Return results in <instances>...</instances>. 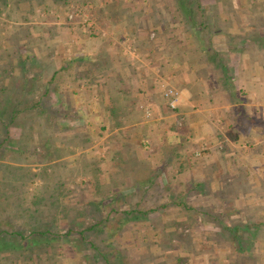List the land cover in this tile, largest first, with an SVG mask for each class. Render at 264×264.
Masks as SVG:
<instances>
[{
    "label": "crops",
    "instance_id": "0c3cea01",
    "mask_svg": "<svg viewBox=\"0 0 264 264\" xmlns=\"http://www.w3.org/2000/svg\"><path fill=\"white\" fill-rule=\"evenodd\" d=\"M116 6L129 15L112 18L111 1L100 8L107 22L100 26H107L111 36L62 24L50 37L51 46L42 48L46 66L39 72L38 98L56 99L63 108L57 122L80 126L58 133L59 142L74 141L69 150L57 147L65 154L59 160L88 170L91 186L94 172H102L98 185L103 193L97 201L113 194L124 197L142 185L162 187L169 196L182 185L193 197L198 189L206 204L224 201L223 206L229 204L225 208L201 213L202 234L222 235L214 245L228 249L218 264H238L239 257L252 264L256 260L247 233L245 249L232 235L248 217L264 221V10L257 14L252 3L234 1L230 20L213 19L228 21L230 27L203 23L181 38L172 24L162 29L165 19L145 17L148 7L134 2ZM221 7L218 3L227 16ZM18 73L20 89L36 77L26 70ZM168 87L179 93L174 111L163 96ZM179 176L185 180L171 182ZM199 243L194 252L176 254L172 264H211L202 244L210 240ZM218 258L215 253L210 259L217 263Z\"/></svg>",
    "mask_w": 264,
    "mask_h": 264
},
{
    "label": "rangeland",
    "instance_id": "374dc122",
    "mask_svg": "<svg viewBox=\"0 0 264 264\" xmlns=\"http://www.w3.org/2000/svg\"><path fill=\"white\" fill-rule=\"evenodd\" d=\"M109 1L113 3L112 18H126L129 15V10H122L116 4L134 2L148 7V10L144 11L145 17L153 20L165 19V26L162 25L164 31L169 29L170 24L171 27L176 26V30H180L178 34L181 38L187 36L189 31L196 33L201 29V18L197 16L195 4L190 3L189 0L182 5L188 9L192 20L179 15L177 18L172 17L171 14L175 11L173 0H0V103L2 106L11 104L13 106L14 103L22 101L19 106L23 108L27 104L22 97L26 99V95L32 103L39 99L38 95L42 90L38 76L41 68L46 66L40 58L41 51L47 44L51 46L50 37L62 28V24H66L68 28L77 27L78 32H89V29H92L93 33L100 37L111 36L107 26L102 28L100 26L102 22H106L104 9L100 8ZM234 1L241 4L252 3L257 14L264 10V0H199L205 23L219 29L230 27L228 21L222 23L213 19L219 16L230 20L232 17L230 5ZM218 3L221 8L224 7L223 11L227 16L221 13L222 10L217 9ZM72 7L80 8L81 14L93 22V28L83 26L79 20L71 23L72 25L67 24L69 23L67 14ZM158 8L159 14L156 10ZM134 17L135 14L131 15L132 19ZM100 32H104V35ZM25 70L32 72L36 77L32 76L29 81L27 79L26 88L20 89L19 84L16 83L20 81L22 83L23 77L18 75V71ZM33 87L35 92L32 93ZM48 98L50 99V96ZM55 100H46L44 105L50 107L49 111L52 107H58ZM5 109L7 108L4 107L3 110ZM8 112L5 110L0 115V119H7ZM55 112L57 110L52 111ZM37 116L41 120L44 117L32 110L21 111L16 115L15 125L8 126L10 134H7L8 130L6 133L3 128L5 123L3 125L0 123V144L4 146V150L0 149V230H17L23 236L19 238L15 235L0 241V264H106L102 258H95L98 249L103 251L111 264H172L176 254L184 252L185 249L190 253L194 252L200 247L201 243L198 244V241L204 240H210V244L202 243L205 244L206 259L209 258L211 264L222 261L221 256L228 247L221 248L219 245L215 247L214 242L218 238L222 239V235L212 232L210 236L215 235L208 238L205 237L206 234H202L200 215L204 211L214 213L229 204L223 206L224 201H221V204L217 202L206 204L201 200L200 194L198 195V189L194 191L193 197L181 190L182 185L173 187L172 196L162 191L164 190L162 187L142 185L139 189H134L135 192H132L133 188L129 189L133 195L129 193L121 197L119 194L117 196L113 194L114 196L107 201H97L99 195L94 194V186L89 185L91 182L89 173L77 172V169L76 172H66L70 174L68 178H64L65 183L62 184L59 181L63 180L61 177L65 174L64 170L58 172H52L51 168H47V171L42 170V165L50 164L51 161L34 163V159L38 156L35 157L32 151L31 154H26V158L18 156L19 149H15L18 148L16 142L18 131L24 129L26 121L33 120ZM56 122L55 116L53 126L58 129ZM62 123L64 121H60L59 125ZM72 129L71 125L70 130ZM35 132L36 130H32V133ZM57 132L58 130H53L54 140L59 136ZM60 134L62 135V131ZM16 157L18 161L14 160ZM10 166L21 168L19 171L27 172L24 174L27 177L20 176L19 174L22 173L19 171L14 177ZM7 170L11 172L10 176ZM28 173L35 175L30 176ZM182 180L184 181L185 177L179 176L171 179V182L179 183ZM8 183H11L10 185L15 189H12ZM58 183L61 185L59 186ZM116 187L119 189V186ZM67 189H72V192H68ZM58 191L60 193L53 199L51 194ZM43 196L45 200L43 198L42 204L32 205L34 200ZM174 197L178 198L174 200ZM9 200H17V206L11 208L5 203ZM25 208L33 209L37 214L34 217L28 215L29 218L17 216V212ZM244 209L249 211L248 206ZM107 215L109 218L104 221V226L98 225L95 231L87 233V238H81L79 232L87 231L90 225L97 224L103 217L106 219ZM206 220L207 218L203 221ZM100 228L102 230L98 232ZM246 237L253 247L252 257L256 260L252 264H264V229L261 233ZM89 240L93 241L94 246L89 244ZM230 243L226 242V246ZM6 248H9V251ZM215 253L219 254L217 263L210 259ZM200 261L198 259V263ZM247 262L243 259L240 264Z\"/></svg>",
    "mask_w": 264,
    "mask_h": 264
},
{
    "label": "trees",
    "instance_id": "16d2710c",
    "mask_svg": "<svg viewBox=\"0 0 264 264\" xmlns=\"http://www.w3.org/2000/svg\"><path fill=\"white\" fill-rule=\"evenodd\" d=\"M186 0H173V6H174V9L175 11L172 12V17H176L179 15V16H182V17H187V19H191L190 18V12L188 11V9L186 7H184L182 4H184ZM190 3L192 4H195V7H196V12H197V16L201 18V21H200V24L202 25L203 23H205V17H204V13L202 11V8L200 7L199 5V0H189ZM199 10H200V14H199ZM185 19V18H184ZM187 21V20H186ZM34 88H32L31 92H35L34 91ZM28 95H26V99H23V101L25 102V106H19L20 103H23L22 101H19L20 103H14L13 106L11 103V105H4L2 106V104L0 103V115L3 114L6 111H9V116L7 117V119H0V123L1 125H3L5 123V126L3 127L5 132L7 133V130H8V126H10L11 124H14L15 125V120H16V115L18 113H21L22 112H26L28 110H32L33 112H38L39 114H42L44 115V117H42L43 119L41 120L39 118V116H37L36 118H34L33 120H28L24 123V129L23 130H20L18 131V136H17V139H16V142H17V146L18 148L16 147L15 149H19V154L18 156H21L23 158H26L27 157V153L31 154V151L33 152L32 154L38 157H36V159H34V163H43V162H48V161H51L50 164H47V165H42V170L43 171H47V168H51L52 172H58L60 170H64V175L63 177H61L63 180H60L59 183H65V179L64 178H68L69 177V174L71 172H76L74 167L72 166H69V163H65L63 160H59L61 157L60 156H63L65 155L64 152H58V146H64L63 148L61 149H67L69 150V147L70 145L73 146L74 144V141L73 139H67V138H64L61 142L60 139H58V137L54 140V134H53V130H58L57 133H60V131H64V130H70V126H74L75 123H70V122H64L62 123V125H59L60 122H56L55 125H57L58 129L53 126V123H54V118L55 116H57L59 110H62L63 108L62 107H57V108H54L52 107V110L49 111L50 107H46L44 104L46 102H44L42 99H38L36 100L34 103L29 102V99L27 97ZM11 107V109L9 110V108ZM29 106V107H28ZM4 107H6L7 109L3 110ZM21 109V110H20ZM55 113H52V111H56ZM52 113V114H51ZM3 117V116H2ZM1 118V117H0ZM50 119V120H49ZM52 123V125H51ZM62 126V127H60ZM80 128V126L75 129L73 127L72 130H78ZM29 130V131H28ZM32 130H36L35 133H32ZM7 134H10L9 133V130H8V133ZM37 134V135H36ZM7 137L5 138V141L7 142ZM59 140V141H58ZM56 141V142H55ZM73 141V143H72ZM55 142V143H54ZM0 149H3L4 150V146H2L0 144ZM27 154V155H26ZM14 160H19L18 157H16ZM49 166V167H47ZM5 167H8V166H5ZM11 170L13 171V176L16 177L17 176V173L19 171V167L17 166H10ZM9 169V167H8ZM10 170V169H9ZM7 170V172L9 173L10 171ZM78 171L77 172H84L86 174H88V170L86 169H77ZM20 172V171H19ZM66 172H70V173H67ZM136 172V171H135ZM22 173V172H20ZM91 173V172H90ZM24 174H27V172L25 173H22V174H19L20 176L24 175ZM30 176H34L35 173H28ZM97 174V175H96ZM99 171H95L94 172V175L91 176L93 178V181H94V188H95V192L94 194H102L103 193V187H100V185H98V178H99ZM144 174V171L143 173ZM11 175V172L9 173V176ZM27 177L26 175H24V178ZM18 178V177H17ZM22 184H25L23 181H21ZM20 183V185H22ZM58 183V184H59ZM11 183H8L9 186H11L12 189H15L12 185H10ZM57 185V184H55ZM61 184H59L60 186ZM68 192H72V189H67ZM101 190V191H100ZM146 189L143 190V192H145ZM60 192L58 191V193H52L51 194V197L54 199V197H57V195L59 194ZM67 193V191H66ZM43 198L45 200V197H40L38 198L37 200H34L32 202V205H36L38 206V204H42L43 203ZM1 202V201H0ZM7 204H9L11 206V208L15 207V205L17 206L18 204V201H7L5 202ZM14 204V205H13ZM15 209H13L14 211ZM36 210V209H35ZM37 211V210H36ZM16 212V211H15ZM29 212V214H27ZM17 216H24V218H29V217H34L37 212L30 210V208L28 209H21L17 212ZM29 215V217H27ZM109 215H107V218L105 219V217H103V219H100V221L97 222V224H92L90 225L86 230L87 231H81L79 232L80 236L82 239H85L87 238V233H90L92 231H95L96 227L99 225V226H104V221L108 220V217ZM254 217V216H253ZM252 217V218H253ZM250 219V217H248L246 220L248 223H245L242 227L241 226H237L236 229H237V233L235 235H232V238L234 237L235 239H233L242 249H245L244 245H245V242H246V238L244 239L243 238V234L246 232L247 235L246 236H253L255 235L254 232H260L262 229H264V221H254L255 218L253 219ZM215 220H218V219H215ZM261 227V228H259ZM235 229V230H236ZM102 228H100L98 230L101 231ZM4 234V235H2ZM43 234V233H41ZM257 234V233H256ZM18 236L19 238L23 237L17 230H4V229H1L0 230V241H5L9 238H12L13 236ZM89 244H91L92 246H94L93 244V241L89 240L88 241ZM181 246V245H180ZM95 248V247H94ZM8 249L7 251H9V248H6ZM95 258L96 259H99V258H102L106 264H111L109 262L108 259H106V255L103 253V251L101 252L100 249L97 250V253L95 255ZM246 258V257H245ZM244 258L242 257H239L237 262L238 264L239 263H242V260ZM178 262L181 261V259L177 260ZM236 262V263H237ZM233 263V262H232ZM228 264H231V262H228Z\"/></svg>",
    "mask_w": 264,
    "mask_h": 264
},
{
    "label": "built area",
    "instance_id": "2783aa9c",
    "mask_svg": "<svg viewBox=\"0 0 264 264\" xmlns=\"http://www.w3.org/2000/svg\"><path fill=\"white\" fill-rule=\"evenodd\" d=\"M81 21L80 23L83 24V26H87L89 28H93V22L90 18H86L81 14L80 8L78 7H72L69 13L67 14V21L69 23H75V21ZM101 35H104V32H100ZM153 36V34L151 33ZM127 42V40H125ZM127 47L129 46V42L126 43ZM163 96L166 98L167 101V107L169 110L174 111L177 106V100L179 93L176 89L173 87H168L164 90Z\"/></svg>",
    "mask_w": 264,
    "mask_h": 264
}]
</instances>
